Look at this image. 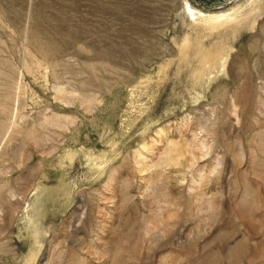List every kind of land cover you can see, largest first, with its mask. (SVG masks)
Instances as JSON below:
<instances>
[{
    "label": "rangeland",
    "instance_id": "374dc122",
    "mask_svg": "<svg viewBox=\"0 0 264 264\" xmlns=\"http://www.w3.org/2000/svg\"><path fill=\"white\" fill-rule=\"evenodd\" d=\"M0 264H264V0H0Z\"/></svg>",
    "mask_w": 264,
    "mask_h": 264
},
{
    "label": "bare ground",
    "instance_id": "6f19581e",
    "mask_svg": "<svg viewBox=\"0 0 264 264\" xmlns=\"http://www.w3.org/2000/svg\"><path fill=\"white\" fill-rule=\"evenodd\" d=\"M196 13V12H195ZM222 16V15H221ZM218 17V16H217Z\"/></svg>",
    "mask_w": 264,
    "mask_h": 264
}]
</instances>
